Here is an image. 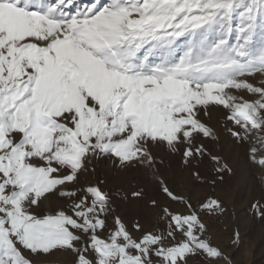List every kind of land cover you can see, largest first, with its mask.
I'll list each match as a JSON object with an SVG mask.
<instances>
[{
    "label": "snow or ice",
    "instance_id": "1",
    "mask_svg": "<svg viewBox=\"0 0 264 264\" xmlns=\"http://www.w3.org/2000/svg\"><path fill=\"white\" fill-rule=\"evenodd\" d=\"M241 154L264 183V0H0V264H232L192 192Z\"/></svg>",
    "mask_w": 264,
    "mask_h": 264
},
{
    "label": "rangeland",
    "instance_id": "2",
    "mask_svg": "<svg viewBox=\"0 0 264 264\" xmlns=\"http://www.w3.org/2000/svg\"><path fill=\"white\" fill-rule=\"evenodd\" d=\"M88 0H80L83 5ZM221 119L214 113L212 123ZM230 164L234 174L226 176L223 183L215 188L197 185L193 188L194 199H202L209 193L218 198L226 212L211 221V236L223 252L232 260V264H264V219L256 216L252 207L257 202L264 203V183L258 168L248 165L243 155L233 156ZM172 170H178V161H171ZM239 230L240 238L235 242L234 233ZM64 258L58 259L63 264Z\"/></svg>",
    "mask_w": 264,
    "mask_h": 264
}]
</instances>
